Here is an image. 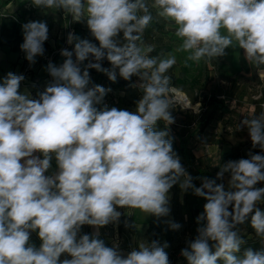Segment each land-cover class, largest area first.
I'll return each mask as SVG.
<instances>
[{"label":"clouds","instance_id":"9594fccd","mask_svg":"<svg viewBox=\"0 0 264 264\" xmlns=\"http://www.w3.org/2000/svg\"><path fill=\"white\" fill-rule=\"evenodd\" d=\"M33 6L63 10L86 22L92 40L67 35L62 64L49 62L52 77L37 98L20 92L23 74L0 79V264H170L167 241L138 243L128 253L107 246L99 228L118 223V209H138L158 220L170 214V189L179 184L206 200L196 217L195 239L181 250L187 264H264V248L246 249L238 225L250 226L264 243V112L245 118L252 148L248 158L223 163L215 179L199 177L197 187L173 150L169 126V70L173 53L151 56L142 39L154 19L173 27L176 52L189 61L222 57L243 49L246 61L264 67V0H31ZM21 51L29 65L45 53L44 21L21 26ZM98 42L95 43L93 42ZM75 57V59L73 58ZM107 60L110 67H102ZM87 61V63H85ZM89 69L115 82L137 77L142 93L134 111L108 108L111 89L91 83ZM158 122L164 127L157 129ZM53 159L57 170L46 173ZM225 183H217V180ZM173 231L181 225L165 221ZM96 229L82 234V226ZM36 232L39 248L29 244ZM210 242H212L210 244ZM214 249V251H213ZM64 255L65 258L61 259Z\"/></svg>","mask_w":264,"mask_h":264},{"label":"rangeland","instance_id":"374dc122","mask_svg":"<svg viewBox=\"0 0 264 264\" xmlns=\"http://www.w3.org/2000/svg\"><path fill=\"white\" fill-rule=\"evenodd\" d=\"M0 0V11L5 7L12 8L11 2L5 7ZM18 3L17 15L24 12L33 13L41 11V8L32 5L31 0H15ZM29 8V9H27ZM51 11L48 9H43ZM25 15V14H24ZM26 17L28 14L25 15ZM63 16V15H62ZM41 18V17H40ZM67 19V18H65ZM66 31L74 34L79 32L80 38L92 40L86 22L78 26L72 25ZM146 45H151L154 51L151 56H166L173 53L177 58V63L169 70L171 77L170 97L174 101L170 109L174 118V123L169 126L170 136L172 137L173 150L181 158L179 150V138L186 142L187 151L190 153V159L181 163L186 171L193 176L199 168L203 173L200 177L215 179L220 166L229 161L240 158H248L247 154L252 151L253 154L260 152L259 148H252V143L248 135V130L243 127L237 130V126L245 118H252L264 112V67L256 68L250 65L244 58L243 49L238 47H229L225 50L226 54L222 57L212 58L210 60H201L199 63L189 61L185 64L187 53L176 52V48L181 41L174 35V29L162 19H154L143 33L142 37ZM67 36L61 48L56 49L48 55H45V64L52 62L59 66L63 63L64 57L60 55L61 62H55V55L60 54L62 49L72 50L73 45L67 44ZM93 42L97 43L93 40ZM75 59V57H73ZM243 61V63H241ZM87 63V61H85ZM102 67H110L107 60L102 62ZM98 73V72H97ZM91 81L96 85H101L106 89H111L104 97L108 99V108L134 111L136 102L141 98L142 93L138 88L131 87L128 92L117 90L107 83L108 77L100 72L102 78L99 83L96 73H89ZM133 77L131 84L137 81ZM52 80L48 74L45 78L46 86ZM122 77L117 76L116 81H121ZM111 81V80H110ZM38 89L43 92L45 87ZM177 94L182 95L183 99H178ZM214 94L219 100H223L228 106V113L216 111L213 120L205 128L203 133L198 132L196 121L204 117L209 111L208 98ZM188 100L189 106L184 105ZM98 109L102 107L97 106ZM159 123L157 127H159ZM199 179L197 187L200 186ZM217 183H225L227 186V177L224 181L217 180ZM264 182H259L257 187H262ZM170 214L168 217L159 220L151 215H146L138 209H118L122 216L118 223H109L104 226L108 231V239L105 240L107 246H112L114 242L119 243L120 249L126 254L137 248L142 240H159L161 243L167 241L169 248L166 249L170 264H187L186 259L181 256V250L187 246V241L195 239L199 226L196 223V217L192 210L195 195L189 190L184 192L179 184L170 189ZM206 200L203 199L198 205L201 213ZM264 210V204L258 205ZM172 220L181 225L178 231L171 230L165 221ZM87 229V225H85ZM241 237L245 243L241 246L237 255H243V252L251 248L253 251H259L264 248V243L256 236L254 229L250 226V220L242 225H238ZM117 235V236H116ZM212 242H210L211 244ZM39 248V247H38ZM214 251V249H213ZM222 264V262H219Z\"/></svg>","mask_w":264,"mask_h":264},{"label":"crops","instance_id":"0c3cea01","mask_svg":"<svg viewBox=\"0 0 264 264\" xmlns=\"http://www.w3.org/2000/svg\"><path fill=\"white\" fill-rule=\"evenodd\" d=\"M13 1L10 3L12 4V8L9 6L7 9L5 7L3 12L0 11V79H2L9 71L23 74L25 80L21 82L19 91L27 92L31 97L37 98V94L41 92L38 89V86L46 87L45 78L47 76V71L44 62L45 55L54 52L56 49L59 50L67 36L68 31L66 30L72 25L78 26L82 22H73L71 16H65V14L59 10L46 11L42 9L41 11H35L33 13L25 11L24 14H28L27 17L24 14L17 15L15 12L17 11L19 4L13 3ZM29 21H44L49 29V39L46 40L43 45L45 53L43 56L37 57L36 63L31 66L25 59V54L20 49V45L24 42L21 26ZM78 34L79 32L77 31L75 35L79 36ZM61 61L60 54L55 55V62L59 63ZM241 63H243V61H241ZM91 83L96 84L94 81H91ZM56 170L57 165L53 159L52 167L47 174L50 175ZM94 231H96V229L88 225L87 229L85 228V225L82 226L81 229L82 234H91ZM108 235L109 233L104 226L99 228L100 239L105 242V240L108 239ZM29 244L37 248L40 246L41 241L36 232L30 234ZM64 258L65 256L62 255L61 259Z\"/></svg>","mask_w":264,"mask_h":264},{"label":"trees","instance_id":"16d2710c","mask_svg":"<svg viewBox=\"0 0 264 264\" xmlns=\"http://www.w3.org/2000/svg\"><path fill=\"white\" fill-rule=\"evenodd\" d=\"M9 2H11V0H4L2 2V6L5 7L6 5L9 4ZM60 12L64 13L63 10H59ZM89 73H96L97 74V80L99 81V83H101L100 81L102 77L100 75V72L97 73V71L95 69H89ZM107 83H110V85L112 87H115L117 90L119 91H123L124 93L128 92L129 89L131 88V82H128L126 80H124L122 78L121 81H110L109 79H106ZM208 104L210 106V109L208 112L205 113V116L202 118H198V120L196 121V127L198 128V132L199 133H203V131L205 130V128L209 125V123L213 120L214 115L216 113L217 110H219L221 113L225 114L228 113L229 109L227 104L223 101V100H219L214 94H211L208 98ZM159 123V127H157L158 130L163 129L164 125L162 122H158ZM179 150L181 152V159L183 161H188L190 159V153L187 151V147H186V142L184 140H182V138H179ZM204 172H202L199 168L196 170L195 174L192 176L195 179L193 180V183L197 186L198 185V181H199V177L201 175H203ZM262 187H264V184H262ZM204 198L202 197H195V200L193 202V206H192V210L195 212V214H200L201 210L199 208V204L202 202Z\"/></svg>","mask_w":264,"mask_h":264},{"label":"bare ground","instance_id":"6f19581e","mask_svg":"<svg viewBox=\"0 0 264 264\" xmlns=\"http://www.w3.org/2000/svg\"><path fill=\"white\" fill-rule=\"evenodd\" d=\"M179 96H180V97H179ZM177 97H179L178 99H183V96H182V95L177 94ZM184 102H185V103H184L185 106H189V102H188V100H185Z\"/></svg>","mask_w":264,"mask_h":264},{"label":"built area","instance_id":"2783aa9c","mask_svg":"<svg viewBox=\"0 0 264 264\" xmlns=\"http://www.w3.org/2000/svg\"><path fill=\"white\" fill-rule=\"evenodd\" d=\"M104 105H107L108 106V99H104L103 100V104H101V105H97V106H100V107H104ZM47 174V173H46ZM48 175V174H47Z\"/></svg>","mask_w":264,"mask_h":264}]
</instances>
